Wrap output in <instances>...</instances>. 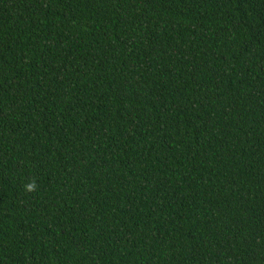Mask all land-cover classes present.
<instances>
[{"label": "trees", "instance_id": "trees-1", "mask_svg": "<svg viewBox=\"0 0 264 264\" xmlns=\"http://www.w3.org/2000/svg\"><path fill=\"white\" fill-rule=\"evenodd\" d=\"M0 264H264V0H0Z\"/></svg>", "mask_w": 264, "mask_h": 264}]
</instances>
